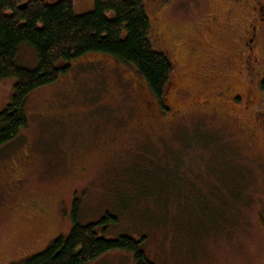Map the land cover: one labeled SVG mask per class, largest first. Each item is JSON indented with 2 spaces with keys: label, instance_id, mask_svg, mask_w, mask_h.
Listing matches in <instances>:
<instances>
[{
  "label": "rangeland",
  "instance_id": "1",
  "mask_svg": "<svg viewBox=\"0 0 264 264\" xmlns=\"http://www.w3.org/2000/svg\"><path fill=\"white\" fill-rule=\"evenodd\" d=\"M74 1L76 12L92 9V0ZM226 1H145L152 40L175 62L163 105L135 69L100 53L81 56L55 82L31 92L27 126L0 146V264L23 261L69 232L73 196L81 198V222L116 215L104 235L144 238L156 264H264V119L253 124L252 112L238 103L235 119L190 105L179 117L163 112L175 99L188 104L192 94L211 91L220 79L233 84L230 94H245L250 85L262 96L235 38L246 16L236 10L228 21ZM259 42L262 69L264 35ZM17 59L38 64L27 44ZM210 64L199 80L197 73ZM10 78L0 81V110L10 98ZM212 95L217 105V92ZM193 132L197 141L183 152L188 159L180 176L168 177L176 146L184 148L182 138ZM88 264L136 260L111 249Z\"/></svg>",
  "mask_w": 264,
  "mask_h": 264
},
{
  "label": "trees",
  "instance_id": "2",
  "mask_svg": "<svg viewBox=\"0 0 264 264\" xmlns=\"http://www.w3.org/2000/svg\"><path fill=\"white\" fill-rule=\"evenodd\" d=\"M145 1L92 0V9L79 13L75 11L74 0H0V81L14 77L10 98L0 110V146L18 137L27 126L26 104L31 92L55 82L68 72L74 61L86 54H105L119 65L135 68L151 94L163 105L175 62L152 40V23ZM23 3L26 4L21 6ZM22 44L36 50V66L31 68L19 63L17 56ZM260 86L264 92V79ZM196 134L186 133L182 138L184 148L176 146L175 158L169 160L174 169L168 177L180 176L178 168L188 159L183 152L191 141H197ZM194 156L197 159V154ZM219 160L211 164L212 173ZM164 165L166 178L168 165ZM231 177L236 178L235 174ZM227 180L230 179L224 182ZM209 185L215 186L213 182ZM73 198L71 230L57 236L45 250L15 264H88L111 249L128 251L136 264H156L144 250V238L104 235L117 221L116 215L107 213L100 219L81 222V198ZM261 224L264 227V222Z\"/></svg>",
  "mask_w": 264,
  "mask_h": 264
},
{
  "label": "flooded vegetation",
  "instance_id": "3",
  "mask_svg": "<svg viewBox=\"0 0 264 264\" xmlns=\"http://www.w3.org/2000/svg\"><path fill=\"white\" fill-rule=\"evenodd\" d=\"M226 3L227 5L223 8V10L228 17V21L234 18L235 12H237L236 10L246 16V25L243 27L242 33L238 32L235 38L237 42L240 43L239 54L243 57V61L245 62L248 70V76L250 77L251 75H256L262 96L258 97L256 93H253L250 85H247L245 94H230L229 89L233 86V84L229 83L227 80L224 81L223 79H220L214 82L213 89L211 91L197 92L195 95L192 94L191 100L188 104L181 101L179 98L175 99L171 105H167L166 109H171L173 117L182 116L184 113V107L187 105H190L196 111H221L220 113L225 114V117L229 115L234 117L235 114H233L232 111H234L235 105L238 103L242 104L245 110L252 112L254 116L253 124L258 125V122L264 119V92L260 86L261 81L264 79V66L260 69L259 64L261 63V60L259 59L260 57L257 53V51H260L259 40H261L264 35V0H227ZM209 20L215 22L216 17L214 15L210 16ZM211 65L212 64L204 66L203 69L197 73L199 80L202 77H205V74L211 68ZM256 70L258 72L254 74ZM239 72H242V70L239 69L238 73ZM139 87V92L147 95L144 91L147 90L146 86L140 84ZM212 91H216L219 96L220 102L217 105L214 104ZM237 99H240V101H237ZM161 110L162 109L160 107V111ZM253 135L254 132L251 133V139ZM164 162L166 163L167 160Z\"/></svg>",
  "mask_w": 264,
  "mask_h": 264
},
{
  "label": "water",
  "instance_id": "4",
  "mask_svg": "<svg viewBox=\"0 0 264 264\" xmlns=\"http://www.w3.org/2000/svg\"><path fill=\"white\" fill-rule=\"evenodd\" d=\"M26 3L21 4V6H24Z\"/></svg>",
  "mask_w": 264,
  "mask_h": 264
}]
</instances>
